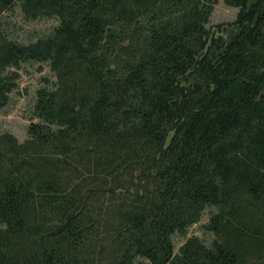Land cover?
<instances>
[{
    "label": "trees",
    "instance_id": "16d2710c",
    "mask_svg": "<svg viewBox=\"0 0 264 264\" xmlns=\"http://www.w3.org/2000/svg\"><path fill=\"white\" fill-rule=\"evenodd\" d=\"M225 2L0 0V111L23 63L56 77L0 131V264H264V0ZM18 6L58 24L12 38Z\"/></svg>",
    "mask_w": 264,
    "mask_h": 264
},
{
    "label": "rangeland",
    "instance_id": "374dc122",
    "mask_svg": "<svg viewBox=\"0 0 264 264\" xmlns=\"http://www.w3.org/2000/svg\"><path fill=\"white\" fill-rule=\"evenodd\" d=\"M237 13L238 8L228 5L225 0H217L210 25L214 29H216L218 24L232 29L235 25L231 23L237 18ZM3 19L7 20V30L10 32V37L17 38L22 42H27L40 34H47L58 24V20L55 18L25 20L19 6L12 13L6 14L5 17L3 16ZM19 73L18 88L11 93L9 103L0 111V131L12 132L19 140H25L30 123L39 121L38 118L32 117L37 90L50 81L51 83L56 81V77L50 65L46 62H25L21 65ZM211 210V208H208L205 211L201 222L191 226L186 236L174 235L173 241L176 251H178L180 245L185 242L187 237L193 235L199 236L207 244L211 243L214 237L213 234L202 229V224L208 220Z\"/></svg>",
    "mask_w": 264,
    "mask_h": 264
}]
</instances>
